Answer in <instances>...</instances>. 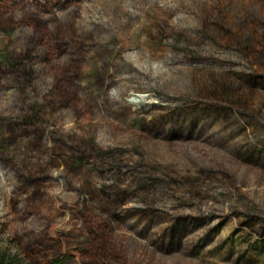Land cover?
Masks as SVG:
<instances>
[{
	"label": "rangeland",
	"instance_id": "rangeland-1",
	"mask_svg": "<svg viewBox=\"0 0 264 264\" xmlns=\"http://www.w3.org/2000/svg\"><path fill=\"white\" fill-rule=\"evenodd\" d=\"M0 252L264 264V0H0Z\"/></svg>",
	"mask_w": 264,
	"mask_h": 264
},
{
	"label": "trees",
	"instance_id": "trees-1",
	"mask_svg": "<svg viewBox=\"0 0 264 264\" xmlns=\"http://www.w3.org/2000/svg\"><path fill=\"white\" fill-rule=\"evenodd\" d=\"M0 264H25L16 254L0 252ZM50 264H66V258H56Z\"/></svg>",
	"mask_w": 264,
	"mask_h": 264
}]
</instances>
